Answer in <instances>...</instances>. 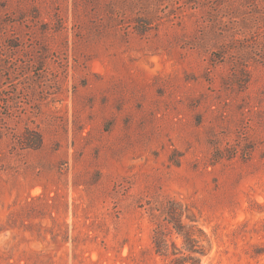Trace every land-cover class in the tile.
Segmentation results:
<instances>
[{
    "label": "rangeland",
    "instance_id": "374dc122",
    "mask_svg": "<svg viewBox=\"0 0 264 264\" xmlns=\"http://www.w3.org/2000/svg\"><path fill=\"white\" fill-rule=\"evenodd\" d=\"M176 225L264 264V0H0V264H170Z\"/></svg>",
    "mask_w": 264,
    "mask_h": 264
},
{
    "label": "trees",
    "instance_id": "16d2710c",
    "mask_svg": "<svg viewBox=\"0 0 264 264\" xmlns=\"http://www.w3.org/2000/svg\"><path fill=\"white\" fill-rule=\"evenodd\" d=\"M174 234L183 238V248L179 249L174 245L173 249L169 250L166 246L167 235L164 232L156 231L154 236L156 253L161 257L171 258L170 264H202L201 257L206 256L207 253L201 245V237H197L196 227L188 226L186 228V225H176Z\"/></svg>",
    "mask_w": 264,
    "mask_h": 264
}]
</instances>
